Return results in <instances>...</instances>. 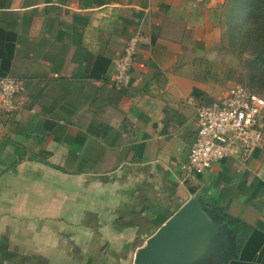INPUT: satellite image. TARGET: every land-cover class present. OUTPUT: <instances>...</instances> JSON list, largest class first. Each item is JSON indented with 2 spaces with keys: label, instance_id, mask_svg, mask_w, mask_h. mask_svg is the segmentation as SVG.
<instances>
[{
  "label": "crops",
  "instance_id": "obj_1",
  "mask_svg": "<svg viewBox=\"0 0 264 264\" xmlns=\"http://www.w3.org/2000/svg\"><path fill=\"white\" fill-rule=\"evenodd\" d=\"M225 1L0 0V77L22 85L12 111L0 93V264H133L192 189L242 238L264 231V144L182 168L195 104L243 81ZM136 33L147 41L117 87Z\"/></svg>",
  "mask_w": 264,
  "mask_h": 264
},
{
  "label": "built area",
  "instance_id": "obj_2",
  "mask_svg": "<svg viewBox=\"0 0 264 264\" xmlns=\"http://www.w3.org/2000/svg\"><path fill=\"white\" fill-rule=\"evenodd\" d=\"M145 41L147 37L136 33L113 60L116 73L112 81L115 86L129 85L137 45ZM21 88V81L16 77H0V93L6 111L18 107L15 97ZM195 116L197 129L187 161L182 165L188 173H202L227 157H237L244 162L264 144V95L243 84H236L228 96L196 103Z\"/></svg>",
  "mask_w": 264,
  "mask_h": 264
},
{
  "label": "water",
  "instance_id": "obj_3",
  "mask_svg": "<svg viewBox=\"0 0 264 264\" xmlns=\"http://www.w3.org/2000/svg\"><path fill=\"white\" fill-rule=\"evenodd\" d=\"M191 192L135 252L133 264H264L263 230L253 228L242 238L206 207L196 190Z\"/></svg>",
  "mask_w": 264,
  "mask_h": 264
},
{
  "label": "rangeland",
  "instance_id": "obj_4",
  "mask_svg": "<svg viewBox=\"0 0 264 264\" xmlns=\"http://www.w3.org/2000/svg\"><path fill=\"white\" fill-rule=\"evenodd\" d=\"M248 1L241 2L239 0H226L224 15L222 17L223 25V45L227 58H229V65L236 68L237 73L243 76V81L239 84L245 86H251L255 91L264 95V74L260 73V70L257 71V68L254 69L251 67V64L246 63V58L249 56V53L245 50L243 54L240 55L239 51L241 46L238 42L232 41L230 35L232 34V28L238 33L239 30H244L248 26ZM239 12L237 15L232 14L231 12ZM233 16V17H232ZM243 42V40H242ZM262 62H258L259 65H264V57ZM245 61V63H244ZM243 63V64H242Z\"/></svg>",
  "mask_w": 264,
  "mask_h": 264
},
{
  "label": "trees",
  "instance_id": "obj_5",
  "mask_svg": "<svg viewBox=\"0 0 264 264\" xmlns=\"http://www.w3.org/2000/svg\"><path fill=\"white\" fill-rule=\"evenodd\" d=\"M239 1H248L247 8H250L247 14L248 26L243 31L239 30L238 33L232 28L230 39L238 42L241 46L240 55L245 50L249 53V56L245 59L246 63L251 64L252 68H257V71L260 70V73L264 74V65L258 64L259 61L262 62L264 57V0ZM231 13L237 15L239 12L232 11ZM247 87L255 91L251 86L247 85Z\"/></svg>",
  "mask_w": 264,
  "mask_h": 264
},
{
  "label": "flooded vegetation",
  "instance_id": "obj_6",
  "mask_svg": "<svg viewBox=\"0 0 264 264\" xmlns=\"http://www.w3.org/2000/svg\"><path fill=\"white\" fill-rule=\"evenodd\" d=\"M232 253H233V252H232ZM233 257H235V256H234V255H232V254L229 256V258H233ZM226 258H227V257H226ZM219 264H222V262H221V263H219Z\"/></svg>",
  "mask_w": 264,
  "mask_h": 264
}]
</instances>
